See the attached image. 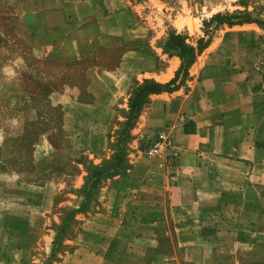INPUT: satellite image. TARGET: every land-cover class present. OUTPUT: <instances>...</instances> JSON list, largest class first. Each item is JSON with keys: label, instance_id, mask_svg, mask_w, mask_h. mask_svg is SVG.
<instances>
[{"label": "crops", "instance_id": "1", "mask_svg": "<svg viewBox=\"0 0 264 264\" xmlns=\"http://www.w3.org/2000/svg\"><path fill=\"white\" fill-rule=\"evenodd\" d=\"M111 1L0 0V146L29 137L45 116L26 75L36 66L14 42L37 60H57L42 69L51 90L44 101L61 105L63 121V138L53 139L58 131L52 128L38 136L30 166L12 170L0 158V232L42 229L44 248L53 251L27 264H264V67L250 59L227 63L226 35L216 33L204 51L218 57L215 64L191 69L177 89L149 94L140 108L132 144L163 131L179 148L178 163L158 168L130 159L87 189L92 164L107 146L104 132L78 124L109 121L131 81L111 69V25L125 27L123 42L148 37L120 23ZM118 5L128 15L130 6ZM173 9L151 42L179 29L178 21L186 26L188 15ZM257 37L249 58L264 48V34ZM218 40L222 48L214 45ZM160 51H128L131 63L122 68L166 84L177 66L173 58L157 64V55L164 59ZM80 64L84 85L55 83L69 80ZM63 87L83 90L91 100L65 99L57 91ZM69 121L78 129H66ZM83 152L102 158L86 164Z\"/></svg>", "mask_w": 264, "mask_h": 264}, {"label": "rangeland", "instance_id": "2", "mask_svg": "<svg viewBox=\"0 0 264 264\" xmlns=\"http://www.w3.org/2000/svg\"><path fill=\"white\" fill-rule=\"evenodd\" d=\"M112 0L113 10L111 13H119L118 21L120 23L124 22L128 29L133 31H141L142 34L147 35V40L143 36V41L136 42H123L124 30L121 29V24H115V28L111 25V37L114 36L115 39H111V69H119L123 75L126 76L128 81L129 76L131 81L128 82V89L124 95L117 99V101L111 106V118L109 121L100 120L94 122H79L78 128L87 126L89 124L91 130L104 132L105 135V145L107 146V152L105 157H91L88 153H80V159L86 164H91L95 159H101L98 163H93L90 169L89 176V187L87 189L89 192L97 186L98 181L105 175H110L111 173H117L121 171L123 165L130 159L143 161L146 159L144 155V146L146 142L151 139H144L138 143L132 144V132L135 130L137 125V118L139 113L132 116L131 104L135 99V93L139 86H142L145 81L155 82L154 78H145L135 70L129 71L124 64L131 63L129 56L126 55L128 51H155L156 48L161 50L162 56L157 55L156 63H166L165 60L173 58L176 62L177 70L175 72L173 80L176 74L179 72V78L175 82V85L182 80L185 81L189 71L192 69L197 70L200 67L206 65L215 64L218 57H205L204 51L209 47L212 37L217 33L221 36L228 37L227 44H225V49L229 52L224 59L227 63L234 62L243 64L244 60H249L252 65L259 67H264V48L260 47L261 51L258 56H251L249 51L255 49L259 45V37L257 35L264 34V0ZM116 2V3H114ZM123 2L125 5L130 6L128 9V15L124 12L127 10L126 7H116L118 4ZM253 2V3H252ZM254 7H249L253 6ZM178 7V12L187 16L188 18L183 21L186 26H182V21H178L176 26L179 28L177 30L166 31L165 35H162L155 41L151 38L153 34L156 33L155 29L163 24V22H169L167 17L171 11L175 10L173 7ZM182 18V17H181ZM250 19V22H242L245 19ZM228 22L234 23L233 25L227 24ZM242 26V27H238ZM171 36H175L174 40H170ZM260 40V39H259ZM223 41V40H222ZM218 40L214 45H218L222 48V42ZM261 42V40H260ZM19 45V51L23 57H26L30 64L34 63L36 68L30 74L26 75L32 81V91L39 95V100L42 107L43 118L39 120L35 125L31 126L30 136L25 137L24 140L6 142L3 146H0V158H4L3 162L5 166L10 169L18 170L20 166H30V162L33 159V152L31 151L32 145L37 141L38 136L43 133L44 130L52 128L53 131L56 129L58 131L53 134V139H58L56 137L63 138L60 130L63 129V121L61 105L51 106L50 103H45V95L51 91L46 85L49 79H45L43 74V68L48 64V67H55L57 60L51 59L44 61V59H36L33 57V53L21 45V42H14ZM153 43V44H151ZM205 47L203 50L199 51L198 46ZM18 45L15 48L18 50ZM157 52V51H156ZM25 55V56H24ZM249 62H244L247 65ZM50 64V65H49ZM134 64V62H133ZM136 64V63H135ZM33 65V64H32ZM31 65V66H32ZM21 66L25 67L23 63ZM74 67V66H73ZM40 69V70H39ZM52 69V68H51ZM67 72H69L67 70ZM126 72V74H124ZM130 73V74H128ZM184 74V78L182 75ZM47 78V76H46ZM66 78H54L55 83L60 85V81L64 85L66 82L76 85H84L87 79V74L83 71V66L75 65V69ZM170 80V81H171ZM53 82V81H52ZM161 84V83H159ZM53 91V90H52ZM57 91H65L64 97L75 96L79 97L80 100H88L91 98L89 95L85 94V91L80 90L79 92L73 88L59 89ZM47 94V95H48ZM68 94V95H66ZM48 98V97H47ZM59 99V98H58ZM71 104V103H70ZM69 104V105H70ZM51 119L50 118H54ZM76 123L74 121L65 122L66 129H78L76 128ZM91 131V132H92ZM63 134V130L61 131ZM64 134V135H65ZM95 134V133H94ZM95 136H97L95 134ZM101 136V135H100ZM100 136L96 138L95 143L100 140ZM67 140V137L64 138ZM12 169V170H13ZM22 169V168H21ZM11 170V171H12ZM18 229V228H15ZM21 231V230H20ZM42 229L37 227L35 233H24L18 232L13 234H5L0 232V264H27L28 258H36L37 262H43L48 256L49 251L44 248V239L41 232ZM19 237L20 239L10 238ZM48 240V239H46ZM34 245L36 248L27 249V245ZM38 245V246H37ZM55 253V252H54ZM54 255V254H53ZM18 260V261H17ZM38 264V263H37Z\"/></svg>", "mask_w": 264, "mask_h": 264}, {"label": "built area", "instance_id": "3", "mask_svg": "<svg viewBox=\"0 0 264 264\" xmlns=\"http://www.w3.org/2000/svg\"><path fill=\"white\" fill-rule=\"evenodd\" d=\"M143 152L146 159L158 168L175 166L180 158L179 148L163 131H158L151 140L146 142Z\"/></svg>", "mask_w": 264, "mask_h": 264}, {"label": "trees", "instance_id": "4", "mask_svg": "<svg viewBox=\"0 0 264 264\" xmlns=\"http://www.w3.org/2000/svg\"><path fill=\"white\" fill-rule=\"evenodd\" d=\"M242 22H250V19L247 18L243 20ZM227 24L233 25L234 23L228 22ZM174 39H175V36L170 37L171 41ZM204 48L205 47L200 46L199 44L198 46L199 51L203 50ZM178 78H179V72L176 74V77L173 80L169 81L166 84H159L155 82L145 81L142 86H139L137 93H135V99L133 100L131 104V113L133 114L132 116L139 113L142 104L144 103L146 97L149 94H155V93H159L162 91H172V90L177 89L184 82V81L182 82L181 80L175 85V82L177 81ZM182 78H184V74L182 75Z\"/></svg>", "mask_w": 264, "mask_h": 264}]
</instances>
